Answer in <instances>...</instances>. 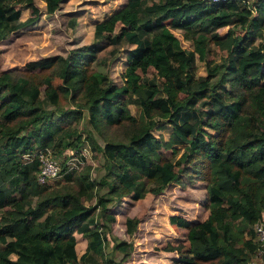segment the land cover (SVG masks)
<instances>
[{
    "label": "trees",
    "instance_id": "16d2710c",
    "mask_svg": "<svg viewBox=\"0 0 264 264\" xmlns=\"http://www.w3.org/2000/svg\"><path fill=\"white\" fill-rule=\"evenodd\" d=\"M33 1L0 0V40L37 20ZM44 1L46 12L54 13L66 0ZM15 2L32 3L33 16L22 20ZM118 23L124 25L116 31ZM94 25L90 43L66 56L29 60L25 76L0 70V264H102L117 221L111 205L127 195L138 200L163 193L172 182H186L183 175L206 182L203 206L209 214L198 221L181 212L169 216L188 231L190 249L175 262L249 263L260 246L253 225L264 216V0H126ZM228 25L222 34L219 29ZM173 29L181 30L192 50ZM122 43L133 47L118 84L94 65L105 44ZM212 44L225 51L215 66L207 58ZM197 57L206 61V74L197 73ZM150 67L161 71L162 81L146 75ZM55 69L62 78L58 85ZM66 97L73 105L64 108ZM131 104L143 116L130 123L127 140L102 145L92 131L86 136L104 159L99 180L87 166L67 173L62 186L53 187L55 179L38 181L37 150L53 148L66 158L83 143L72 122L88 112L95 129L119 125ZM217 123L220 138L207 141L204 126L213 130ZM162 149L183 151L173 159L164 158ZM185 162H193L192 169ZM95 187L105 191L97 195ZM84 196L96 198L99 217ZM139 221L127 217L129 234ZM77 233L87 241L82 251ZM131 247V241L116 240L108 253L120 250L127 257Z\"/></svg>",
    "mask_w": 264,
    "mask_h": 264
},
{
    "label": "rangeland",
    "instance_id": "374dc122",
    "mask_svg": "<svg viewBox=\"0 0 264 264\" xmlns=\"http://www.w3.org/2000/svg\"><path fill=\"white\" fill-rule=\"evenodd\" d=\"M126 0H66L61 4L60 8L54 13L46 12L44 0H34L33 2L39 7L40 13L37 20L31 24L25 25L6 38L0 40V70L11 71L14 78L25 76L26 63L29 60L37 59L41 56L62 54L67 55L72 49L84 44L90 43L94 37L95 22L103 19L107 14L113 12ZM257 0H247L252 4ZM16 6L22 10L21 19L26 20L33 16V4L29 2H15ZM123 23H118L116 31H119ZM230 26L219 29L224 34ZM238 33L245 30L239 26H235ZM181 38L182 44L186 50H192V45L188 40L183 38L181 30L173 29ZM258 40V38H257ZM133 47L130 44L115 46L108 44L99 53V60L94 65L95 68L108 73L113 82L122 84L124 81V71L126 69V54ZM225 51L215 45H211L207 58L212 66L220 63ZM197 73L206 74V61L197 57ZM138 72L142 75L140 69ZM146 75L156 77L158 82L163 80L161 71L150 67ZM53 83L58 85L62 83V78L58 75V69L54 70L52 78ZM254 85L243 84L244 89H249ZM228 84L227 89L231 90ZM42 87V95L44 96ZM238 88H234L237 90ZM70 97L64 99V108L73 104ZM81 101V99H78ZM131 111L127 114V121L119 125H100L95 129L89 124L88 112L80 121L72 122L70 129H77L83 136L80 148L69 149L66 156L67 160L74 156L73 168L65 171L61 176L57 177L51 184L53 187L57 185L67 184L65 176L67 173L77 172L84 167L90 166L91 178L95 181L99 180L103 174L102 169L103 156L100 152L92 150L89 141L86 139L89 131H92L95 138L103 145L109 140H127V131L130 123L142 118L140 107L131 104ZM213 130L210 125L206 124L208 130L206 133L207 141L217 140L221 135V126L219 123ZM159 133L158 130H156ZM210 132V133H209ZM166 133V131H165ZM85 139V140H84ZM53 150V148H51ZM183 149L177 154H173L170 149H162L161 153L164 158L176 159L180 157ZM184 165L192 169L193 162H185ZM185 181L181 184L172 182L167 189L160 194L149 192L144 198L134 200L127 195L120 202H115L112 206L113 212L116 214L117 221L113 224L109 236V244L105 249L106 258L102 264H167L173 253L185 252L188 242L186 241V232L184 230H175L168 224L169 216L172 213H184L192 219H205L209 211L203 206L206 197V182L191 181L187 175H183ZM74 183V182H72ZM198 183V184H195ZM105 190L98 187L94 188L95 194H101ZM84 203L91 210L95 217H99V207L96 198L88 199L84 196ZM134 216L140 219L138 228L134 234H129L126 229L127 217ZM177 229V228H176ZM181 237L179 246L176 251L168 252L167 256L162 257L160 250L165 247L174 246V237ZM81 236H79L80 238ZM131 241L133 247L130 248V255L126 257L125 253L116 250L112 255L108 252L112 250L113 243L117 240ZM82 238L78 241V248L82 245ZM183 250V251H181ZM108 253V254H107ZM16 258L15 254L11 255ZM112 257V261L108 259ZM168 257V258H167ZM102 260L101 257H99ZM107 261V262H106ZM254 264H264V253L255 255L252 260Z\"/></svg>",
    "mask_w": 264,
    "mask_h": 264
},
{
    "label": "built area",
    "instance_id": "2783aa9c",
    "mask_svg": "<svg viewBox=\"0 0 264 264\" xmlns=\"http://www.w3.org/2000/svg\"><path fill=\"white\" fill-rule=\"evenodd\" d=\"M209 2H220L225 0H207ZM40 164L37 172V179L45 183L61 176L65 171L73 168L74 156L67 158L61 157L53 152L52 149H41L35 152ZM64 171V172H63ZM264 215V214H263ZM255 238L259 241L260 246L257 254L264 253V216L257 220L254 225ZM247 264H254L250 261Z\"/></svg>",
    "mask_w": 264,
    "mask_h": 264
},
{
    "label": "crops",
    "instance_id": "0c3cea01",
    "mask_svg": "<svg viewBox=\"0 0 264 264\" xmlns=\"http://www.w3.org/2000/svg\"><path fill=\"white\" fill-rule=\"evenodd\" d=\"M195 184H198V183H195ZM209 214V213H208ZM208 214H207V216H208ZM189 218H191V217H189ZM192 219V218H191ZM192 220H195V221H198V219H192ZM201 220H204V219H201ZM168 224L170 225V227H172L174 230H175V232H177V230H184L185 232H186V237H187V233H188V231H187V229L186 228H184V227H181V226H178V225H176V224H172L170 221H169V219H168ZM177 228V229H176ZM76 236H77V239H78V241L82 238V245H81V247L80 248H78V245H77V248H78V250H80V251H82L83 250V248L86 246V243H87V241L86 240H84V238L82 237V235H80V234H76ZM79 236H81L80 238H79ZM177 236V235H176ZM181 239V237H179V236H177V237H174V240H175V242H173V244L176 246L175 247V249L174 250H167V249H164V248H162L161 250H160V252H158V253H160V255L162 256V257H165V256H167V255H165V254H167L168 252H174V251H176L177 249H179L178 248V246H179V240ZM186 241L188 242V240L186 239ZM190 249V247H189V242H188V244H187V247L185 248V250L184 251H188ZM181 251H183V250H181ZM179 253L180 252H176V253H173V255L171 256V257H169L170 258V261H167V264H181V263H178V262H175V260H176V258L178 257V255H179ZM166 258V257H165ZM168 258V257H167Z\"/></svg>",
    "mask_w": 264,
    "mask_h": 264
}]
</instances>
